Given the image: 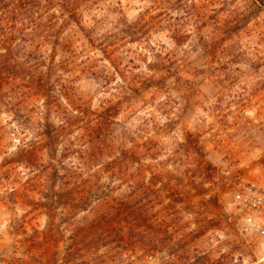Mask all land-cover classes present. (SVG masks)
Returning <instances> with one entry per match:
<instances>
[{"label":"trees","instance_id":"16d2710c","mask_svg":"<svg viewBox=\"0 0 264 264\" xmlns=\"http://www.w3.org/2000/svg\"><path fill=\"white\" fill-rule=\"evenodd\" d=\"M136 1L140 10L129 17L123 0H0V116H6L0 127L20 140L0 160L42 164L47 191L81 215L82 241L68 247L81 254L74 264H136L144 252L153 253L156 226L141 201L158 189L169 198L171 220L157 231L169 241L173 260L241 264L235 242L227 241L230 250L216 258L201 250L210 230L201 219L209 201L187 203L199 190H186L185 179L170 170H163L158 187L159 172L142 161L153 155V144L145 152L139 140L144 122L121 124L111 100L133 111L145 91L171 93L172 81L186 80L175 47L194 37L206 45L209 27L221 33L227 25L239 27L224 23L233 13L219 8L221 0ZM187 212L199 218L185 222ZM220 215L237 234L230 217ZM130 257L134 261L125 262Z\"/></svg>","mask_w":264,"mask_h":264},{"label":"rangeland","instance_id":"374dc122","mask_svg":"<svg viewBox=\"0 0 264 264\" xmlns=\"http://www.w3.org/2000/svg\"><path fill=\"white\" fill-rule=\"evenodd\" d=\"M218 6L233 13L224 23L238 19L232 26L239 29L227 25L221 33L209 27L204 34L206 45H199L194 37L175 47L186 80L172 81L171 93L155 88L145 91L134 102L133 111L116 97L109 98L119 105L118 122L132 128L144 122L141 146L145 152L151 143L154 147L153 157L145 153L142 161L145 169L159 172L158 187L164 181L163 170H170L174 178L185 179L186 190H199L201 195L187 203H196L203 196L209 201L207 217H200L210 227L201 250L216 258L230 250L227 241L235 242L242 254L241 264H264L262 248L231 220L237 230L233 234L220 215H231L236 176L264 185V0H221ZM140 7L136 0H123L129 17ZM97 103L95 99L94 105ZM5 119L0 116V126ZM147 119L154 120L151 126ZM19 143L18 135L0 127V159L14 152ZM41 165L0 160V256L34 264H74L81 254L69 253L68 247L82 241L77 222L81 215L58 194L47 191ZM107 198L117 199L113 195ZM168 202L160 189L151 199L141 201L156 226L157 249L144 252L136 264H181L169 255V241L157 231L171 220L165 209ZM197 218L194 212H187L184 220L194 223Z\"/></svg>","mask_w":264,"mask_h":264},{"label":"built area","instance_id":"2783aa9c","mask_svg":"<svg viewBox=\"0 0 264 264\" xmlns=\"http://www.w3.org/2000/svg\"><path fill=\"white\" fill-rule=\"evenodd\" d=\"M230 206V219L238 230L249 235L264 251V185L245 176H236ZM0 264L34 263L0 256Z\"/></svg>","mask_w":264,"mask_h":264}]
</instances>
